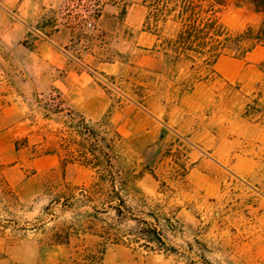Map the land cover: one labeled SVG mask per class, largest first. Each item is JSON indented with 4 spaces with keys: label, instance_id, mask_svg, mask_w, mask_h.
<instances>
[{
    "label": "rangeland",
    "instance_id": "374dc122",
    "mask_svg": "<svg viewBox=\"0 0 264 264\" xmlns=\"http://www.w3.org/2000/svg\"><path fill=\"white\" fill-rule=\"evenodd\" d=\"M33 2L0 0L26 30V49L52 39L76 62L78 74L87 73L110 97L116 112L127 107L131 117L138 110L157 113L170 127L151 156L123 140L114 169L141 172L147 166L152 174L142 173L135 190L117 183L111 191L107 183L95 185L90 168L64 161L60 137L68 136L71 118L78 121L80 114L63 87L28 92L21 117L34 136L18 142L28 149L5 157L7 162L0 159V264H264V227L258 221L264 214V47L243 58L222 55L235 63L229 65L235 76L214 65L215 73L194 83H206L211 99L198 104L202 108L191 118L196 125L187 120L186 131L178 134L166 112L188 92L183 85L195 74L190 63L173 67L153 50L143 27V0ZM218 9L232 33L261 20L236 1ZM55 25L60 35L53 33ZM175 30L169 23L162 35ZM98 122L92 126L103 131ZM110 125L116 129L112 119ZM191 152L207 161L197 176H190ZM202 173L220 180L219 193L208 196L195 187L208 183Z\"/></svg>",
    "mask_w": 264,
    "mask_h": 264
},
{
    "label": "crops",
    "instance_id": "0c3cea01",
    "mask_svg": "<svg viewBox=\"0 0 264 264\" xmlns=\"http://www.w3.org/2000/svg\"><path fill=\"white\" fill-rule=\"evenodd\" d=\"M26 2L34 3L33 0H17L19 6ZM11 13L10 6L0 3V159H3V162H7L5 157L14 153L20 154L28 149L26 146L18 145L20 139L30 141L34 136L33 132L26 130L24 126L27 121L22 119L21 109L26 106L24 101L28 97V92L32 94L39 92L37 86L42 92L51 88L61 89L62 86L63 95L69 105L78 109L79 114L87 121L100 120L109 114V121L112 119V122H115V130L123 140L129 142L136 153L146 157L155 154L159 148L157 143L162 130L169 129V123L163 122L157 113L141 114L138 110L136 115L131 117L125 110L127 107H121L120 112H116V108L111 105L110 97L87 73L79 71L78 74L76 62L70 59L68 53L62 52L55 41L47 38L40 40L34 48L26 49L23 44L26 30L21 31L20 22L16 21ZM53 28V33L60 35L58 27L55 25ZM12 31H16L17 34L13 37L7 36V33ZM148 34L153 38L151 42L153 48L157 41L156 36ZM231 63L235 64L230 59L220 56L215 66L224 75L235 76L229 67ZM26 65H30L29 68H24ZM37 66L39 70H36ZM210 99L211 91L208 85L202 82L194 84L191 90L179 96L176 107L166 112L169 122L176 127L178 134L186 131L187 120L188 124L196 125L191 118L202 108L199 105ZM194 100L197 105L200 103L198 107L190 106ZM56 151L59 152L58 149ZM56 151L52 153L55 154ZM46 158L49 159L51 156ZM190 160L194 164L190 176H197L204 165H207L205 159L193 152L190 153ZM202 176L208 183L196 184L195 187L208 196L219 193L220 180L208 174L202 173ZM258 221L264 227V214L259 216Z\"/></svg>",
    "mask_w": 264,
    "mask_h": 264
},
{
    "label": "trees",
    "instance_id": "16d2710c",
    "mask_svg": "<svg viewBox=\"0 0 264 264\" xmlns=\"http://www.w3.org/2000/svg\"><path fill=\"white\" fill-rule=\"evenodd\" d=\"M227 1L248 5L261 16L260 22L232 33L218 16V8ZM143 5L147 9L144 31L155 35L157 40L153 50L173 67L179 62L191 64L189 69L195 74L194 81L184 84L183 91L191 90L204 75L215 73L214 65L220 56L232 53L243 58L255 47H264V0H143ZM169 23L174 24L176 30L172 36L164 37L162 31ZM252 102L256 104L257 101L254 99ZM253 110L252 114L257 112V109ZM71 119L75 124L70 123L72 130L68 136L60 137L59 148L65 153L67 158L64 161L67 163L78 162L94 171L97 177L95 185L107 183L113 191L118 183L121 190L125 191L130 186L135 190V183L142 173L152 174L147 166L141 172L131 168L114 169L112 160L116 158L123 139L111 127L109 114L98 122L104 125L103 131L96 130L81 115L78 121L74 117ZM114 210L119 214L118 207ZM150 232L158 243L163 244L159 231L154 229Z\"/></svg>",
    "mask_w": 264,
    "mask_h": 264
}]
</instances>
